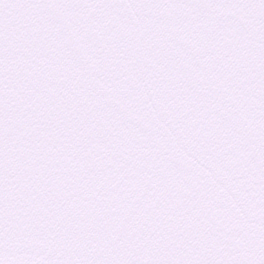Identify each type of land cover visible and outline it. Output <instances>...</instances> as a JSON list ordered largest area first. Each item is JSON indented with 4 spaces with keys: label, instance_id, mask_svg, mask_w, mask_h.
Here are the masks:
<instances>
[{
    "label": "snow or ice",
    "instance_id": "obj_1",
    "mask_svg": "<svg viewBox=\"0 0 264 264\" xmlns=\"http://www.w3.org/2000/svg\"><path fill=\"white\" fill-rule=\"evenodd\" d=\"M0 264H264V0H0Z\"/></svg>",
    "mask_w": 264,
    "mask_h": 264
}]
</instances>
